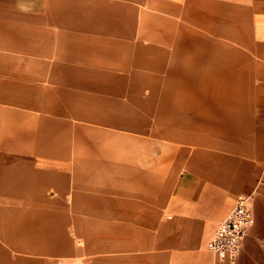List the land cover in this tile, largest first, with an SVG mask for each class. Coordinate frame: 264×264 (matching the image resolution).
<instances>
[{
	"label": "crops",
	"instance_id": "1",
	"mask_svg": "<svg viewBox=\"0 0 264 264\" xmlns=\"http://www.w3.org/2000/svg\"><path fill=\"white\" fill-rule=\"evenodd\" d=\"M38 1L25 3L30 9L31 6L42 8L32 14L0 9V118L4 123L9 119L17 120L19 113L12 110L13 106L33 110L29 120H17L18 132L3 135V148L11 154L0 175V219L10 222L4 232L11 239L20 238L27 231L34 230L35 235L46 231L45 225L36 226L37 219L58 220L64 216L56 210L58 208L48 210L42 207L44 205L67 204L72 215L78 218L75 202L92 198L102 201L101 197H89V193L70 186L73 179L67 172L76 171L77 161L66 148H59L68 138L57 132L72 127V118L111 127L105 129L107 131L99 130L100 135L118 133L122 128L147 132L150 121L153 125L150 132H153L158 124L165 123L166 128L173 117L186 116V107L211 106L213 100L221 105L229 96L222 95L223 91H229L223 86L228 83L226 76L214 80L190 66L192 60L195 63L202 57L197 43L199 33L188 31L180 21L149 9L183 16L182 0ZM19 2L22 4L21 0ZM165 45L172 48L168 50ZM182 59L187 61L181 62ZM138 67L149 68L150 72L144 73ZM12 77L20 80L16 82ZM73 87L82 90H71ZM255 87L259 100L255 114L250 117L248 132L242 138L243 153L234 167L218 171V176L209 172L197 176L195 196L189 194L192 187L186 185L185 194L189 195L181 202L180 220L187 222L188 227L181 229V235L198 239L180 243L192 249L189 253L199 262L200 255L206 254L202 251L206 245L199 239L205 232L199 233V229L220 223L237 201L245 197L254 222L245 235L237 264H264V79ZM145 88L150 92L147 96L143 92ZM54 91L63 93L66 102L61 104ZM123 96H127L128 101ZM79 100L84 105L79 106ZM172 106L182 108L181 112L170 114ZM129 108L135 116L129 114ZM141 108L146 110V115L138 111ZM193 117L201 118L198 112ZM73 127L81 134L91 128L84 122ZM92 127L98 128L97 125ZM162 132L169 133L164 128ZM87 139L94 145L90 137ZM89 161L113 169L120 166L133 173L131 176L144 174L142 178L149 185L147 164L143 166L140 162L139 168L133 164L118 166L99 156ZM13 163L19 166L16 173L10 171ZM37 164L60 166L63 171L41 170L36 168ZM17 182L35 188L33 194L36 195L20 196L6 189L5 186ZM53 186L60 188L63 195L45 198L39 195L41 189ZM66 194H69L68 200L62 199ZM10 203L19 204L14 207ZM53 234L55 249L49 247L41 251L69 253L72 241L69 235ZM39 245L28 243L25 246L30 250L31 246L36 249Z\"/></svg>",
	"mask_w": 264,
	"mask_h": 264
},
{
	"label": "rangeland",
	"instance_id": "2",
	"mask_svg": "<svg viewBox=\"0 0 264 264\" xmlns=\"http://www.w3.org/2000/svg\"><path fill=\"white\" fill-rule=\"evenodd\" d=\"M19 1L0 0V9L8 11L16 9L27 14L42 11L40 6L34 9L31 6L30 9L25 4L28 0H21L22 4ZM182 2L185 5L183 16L149 9L155 14L180 21L188 31L199 33L197 43L200 51L202 50V57L195 63L192 60L190 66L205 76L214 77V80H221L226 76L228 83L223 86L229 91H223L222 95H229L228 101L224 98L226 102L221 105V102L213 100L211 106L207 104L198 108L186 107V116L173 117L171 122H167L169 125L166 128L165 123L158 124L155 126L156 131L153 132H150L153 127L150 121L147 132L128 131L122 128L118 133L107 132L100 135L99 130L107 131L105 129L111 127L103 123L72 118L73 126L84 122L89 123L91 128L85 134L79 133L73 126L61 128L57 132L68 138L67 143H61L59 148H66L70 156L73 155L72 158L77 161L74 173L66 171L73 179L69 184L74 190L89 193V197L94 195L103 199L96 201L92 198L75 202V211L80 218L72 215L67 204L42 206L48 210L58 208L56 210L63 212L64 216L58 220L54 218L53 221L51 218L47 221L35 218L36 226L46 227V231L38 235L32 230L24 232L20 238H8L4 231L10 222L0 219V264L223 263L208 248V241L219 222L212 224L211 228L202 226L198 231L205 232V236L199 239L206 245L202 248L206 254L200 255V262L189 253L193 251L192 249L180 243L181 240L198 239L181 235L183 234L181 229L188 227L187 222L180 220L181 202L186 195H196L197 176L201 177L203 172L218 176V171L234 167L243 153L242 138L248 132L252 120L250 117L255 114V106L259 100L255 86L264 79V0H182ZM165 46L168 50L172 48V45ZM186 61L182 59L181 62ZM138 69L144 73L150 72L146 67ZM12 79L16 82L20 80L19 77ZM77 89L82 90L71 88ZM143 92L146 96L150 94L148 88ZM53 93L58 96L61 104L66 102L67 97L63 93L55 91ZM123 98L128 101L127 96ZM78 104L84 105L81 100ZM170 109V114L182 110L176 106ZM12 110L19 113L16 119L20 122L29 120L33 111L27 107L17 106H13ZM138 111L144 115L147 113L142 108ZM20 112L25 115L22 116ZM128 112L135 116V112L130 108ZM195 112L199 113L200 120L193 117ZM17 120L9 119L4 123L0 118V175L4 173L6 158L11 154L3 148V135H14L19 131L20 125ZM92 125H97L98 128H93ZM163 128L169 133L164 134ZM89 137L94 145L89 143L87 139ZM98 156L118 166L133 164L139 168L141 163L143 166L147 164L149 185L142 178L143 172L141 176L134 174V179L131 176L133 173H129L127 169L122 170L120 166L113 169L112 166L107 167L98 162L90 164L89 159L92 161ZM12 166L10 171L16 173L19 166L15 163ZM36 168L63 171L60 166L48 164H37ZM199 181L202 182V179ZM186 185L192 187L188 190L189 194H185ZM5 187L13 190L12 193L16 195H36L33 194L35 188L20 185L19 182ZM38 193L43 198L63 195V191L55 186L41 189ZM65 196L62 199L68 200L69 194ZM10 204L15 207V204L19 203ZM16 222L20 223L19 220ZM53 232L69 235L72 240L69 253L41 251L49 247L55 249L56 238ZM28 243L40 245L36 247L37 250L32 246L28 250L25 246Z\"/></svg>",
	"mask_w": 264,
	"mask_h": 264
},
{
	"label": "built area",
	"instance_id": "3",
	"mask_svg": "<svg viewBox=\"0 0 264 264\" xmlns=\"http://www.w3.org/2000/svg\"><path fill=\"white\" fill-rule=\"evenodd\" d=\"M254 222L246 198H240L223 219L208 241V248L219 261L237 264L245 235Z\"/></svg>",
	"mask_w": 264,
	"mask_h": 264
}]
</instances>
